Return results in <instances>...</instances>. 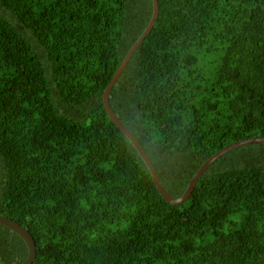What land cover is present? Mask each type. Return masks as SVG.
I'll use <instances>...</instances> for the list:
<instances>
[{
    "label": "trees",
    "instance_id": "16d2710c",
    "mask_svg": "<svg viewBox=\"0 0 264 264\" xmlns=\"http://www.w3.org/2000/svg\"><path fill=\"white\" fill-rule=\"evenodd\" d=\"M108 104L179 197L264 137V0H156ZM150 0H0V215L31 264H264V143L165 202L101 92ZM26 247L0 225V264Z\"/></svg>",
    "mask_w": 264,
    "mask_h": 264
},
{
    "label": "water",
    "instance_id": "95a60500",
    "mask_svg": "<svg viewBox=\"0 0 264 264\" xmlns=\"http://www.w3.org/2000/svg\"><path fill=\"white\" fill-rule=\"evenodd\" d=\"M150 2H151V14H150V17H149L145 27L143 28V30L141 31L139 36L136 38V40L126 50V52L123 55L119 65L114 70L110 79L108 80L105 87L103 88L100 98H101L102 107L104 108V111H105L107 117L111 120V122L119 130V132L122 135H124L125 138L131 143V145L133 146V148L137 152L138 156L140 157V159L142 160V162L146 166V168L150 174L151 180L155 186V189L158 192V194L160 195V197L165 202H167L171 205H179V204L183 203L188 198V196L190 195V193H191L197 179L199 178V176L215 160H217L223 154H225L226 152H228L234 148L244 146V145L264 143V137L254 136V137L245 138L242 140L231 142V143L223 146L222 148H220L219 150H217L216 152H214L210 156H208L198 166V168L195 170L193 175L189 178L188 183H187L184 191L182 192V194L179 197L170 196L162 188V186L159 182V179L155 173V170H154L152 164L150 163L149 159L145 155L144 151L142 150L140 145L137 143L135 138L118 121V119L116 118L115 114L113 113V111L111 110V108L109 107V104H108V95H109V91H110L112 85L114 84L115 80L118 78L122 69L126 65L131 53L135 50V48L139 45V43L144 39V37L150 31L151 27L153 26V24L155 22V19L157 16V3H156V0H150ZM0 225L9 229L11 232L15 233L16 235H18L20 237V239L23 241V243L26 247V257L20 264H31L33 259H34V256H35V245H34V242L32 240V237L29 235V233L23 227H21L19 224H17L16 222H14L11 219H9L5 216H2V215H0Z\"/></svg>",
    "mask_w": 264,
    "mask_h": 264
},
{
    "label": "rangeland",
    "instance_id": "374dc122",
    "mask_svg": "<svg viewBox=\"0 0 264 264\" xmlns=\"http://www.w3.org/2000/svg\"><path fill=\"white\" fill-rule=\"evenodd\" d=\"M110 92V91H109ZM109 96V95H108Z\"/></svg>",
    "mask_w": 264,
    "mask_h": 264
}]
</instances>
